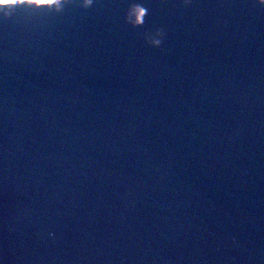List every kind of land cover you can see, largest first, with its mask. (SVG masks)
<instances>
[{
    "label": "water",
    "instance_id": "water-1",
    "mask_svg": "<svg viewBox=\"0 0 264 264\" xmlns=\"http://www.w3.org/2000/svg\"><path fill=\"white\" fill-rule=\"evenodd\" d=\"M0 8V264H264V3Z\"/></svg>",
    "mask_w": 264,
    "mask_h": 264
},
{
    "label": "clouds",
    "instance_id": "clouds-1",
    "mask_svg": "<svg viewBox=\"0 0 264 264\" xmlns=\"http://www.w3.org/2000/svg\"><path fill=\"white\" fill-rule=\"evenodd\" d=\"M16 2L17 0H0V8H3L5 5H10ZM23 2L34 6L55 5L57 8H59L64 2V0H23ZM261 2L264 3V0H261ZM81 3L84 7H87L90 5L91 0H81Z\"/></svg>",
    "mask_w": 264,
    "mask_h": 264
},
{
    "label": "snow or ice",
    "instance_id": "snow-or-ice-1",
    "mask_svg": "<svg viewBox=\"0 0 264 264\" xmlns=\"http://www.w3.org/2000/svg\"><path fill=\"white\" fill-rule=\"evenodd\" d=\"M16 5H19V4L17 3V4L5 5L2 9L8 8V7H13V6H16ZM41 6H44V5H41ZM2 9H0V10H2Z\"/></svg>",
    "mask_w": 264,
    "mask_h": 264
}]
</instances>
